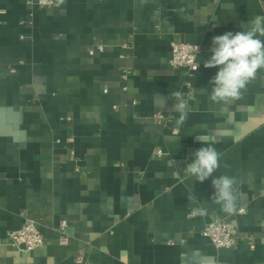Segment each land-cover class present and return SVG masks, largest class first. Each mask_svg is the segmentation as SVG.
Wrapping results in <instances>:
<instances>
[{
    "label": "crops",
    "instance_id": "crops-1",
    "mask_svg": "<svg viewBox=\"0 0 264 264\" xmlns=\"http://www.w3.org/2000/svg\"><path fill=\"white\" fill-rule=\"evenodd\" d=\"M50 1L0 0V264H264V78L228 105L199 92L212 37L264 0ZM173 41L200 46L196 72L169 65ZM174 91L195 97L178 128ZM208 144L213 177L236 178L233 214L212 177L182 171ZM26 219L44 240L32 251L8 239ZM213 220L235 225V247L200 235Z\"/></svg>",
    "mask_w": 264,
    "mask_h": 264
},
{
    "label": "clouds",
    "instance_id": "clouds-1",
    "mask_svg": "<svg viewBox=\"0 0 264 264\" xmlns=\"http://www.w3.org/2000/svg\"><path fill=\"white\" fill-rule=\"evenodd\" d=\"M184 11L181 9L182 13ZM239 27L241 31H227L212 37L211 55L203 62L205 68H218L209 81L211 87L199 91L207 92L208 100L213 104L228 105L243 99L248 86L257 79L264 78L261 76L264 74V15H256L246 23H241ZM193 53L199 54L198 44L194 46ZM199 67L200 62L194 64L192 70L196 72ZM170 98L175 101L170 110L179 114L175 120V126L178 128L186 123L191 111L189 101L195 97L192 94L185 95L181 91H174L170 93ZM195 138L202 145L207 142L206 137ZM192 155L194 159L182 171L199 183L212 177L214 192L210 199L219 205L225 214H233L237 205L236 178L227 174L213 177V173L221 167L222 153L212 144H208ZM190 214L193 217H203L208 214V209L195 207L191 209Z\"/></svg>",
    "mask_w": 264,
    "mask_h": 264
},
{
    "label": "built area",
    "instance_id": "built-area-1",
    "mask_svg": "<svg viewBox=\"0 0 264 264\" xmlns=\"http://www.w3.org/2000/svg\"><path fill=\"white\" fill-rule=\"evenodd\" d=\"M40 5H51L50 0H38ZM196 44L186 42H171L170 57L168 63L174 68H183L187 73L194 72L193 66L197 62L198 55H194L193 48ZM199 46V45H198ZM97 50H103L102 45L97 46ZM93 50L89 51V54H93ZM201 48L199 46V53ZM244 209H239L238 213H244ZM66 222L62 221L59 225V230L64 231ZM200 235L207 238L211 244L221 249H231L235 247L237 242V233L235 225L228 220H213L207 223L200 230ZM8 239L10 243L25 251H32L43 245V237L32 219H26L19 229L13 230L8 233ZM62 241L65 237L62 236ZM77 261L81 262V257L77 258Z\"/></svg>",
    "mask_w": 264,
    "mask_h": 264
}]
</instances>
